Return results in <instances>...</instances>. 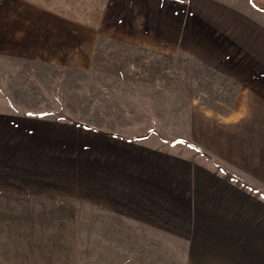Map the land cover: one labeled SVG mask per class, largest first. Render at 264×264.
I'll return each mask as SVG.
<instances>
[{"label": "crops", "instance_id": "crops-1", "mask_svg": "<svg viewBox=\"0 0 264 264\" xmlns=\"http://www.w3.org/2000/svg\"><path fill=\"white\" fill-rule=\"evenodd\" d=\"M102 38L184 52L232 83L212 108L219 125L196 126L203 152L0 108V191L146 224L179 243L182 264H264V18L240 0H0L1 54L25 52L10 40H59L43 54L87 68Z\"/></svg>", "mask_w": 264, "mask_h": 264}, {"label": "rangeland", "instance_id": "rangeland-1", "mask_svg": "<svg viewBox=\"0 0 264 264\" xmlns=\"http://www.w3.org/2000/svg\"><path fill=\"white\" fill-rule=\"evenodd\" d=\"M240 2L264 18V0ZM19 42L23 55L0 52L1 109L64 118L181 153L203 152L196 126L219 125L212 108L227 107L234 91L184 52L164 55L102 38L93 63L76 68L64 55L43 54L63 41L9 44ZM8 262L182 264V257L165 234L83 199L0 191V264Z\"/></svg>", "mask_w": 264, "mask_h": 264}, {"label": "trees", "instance_id": "trees-1", "mask_svg": "<svg viewBox=\"0 0 264 264\" xmlns=\"http://www.w3.org/2000/svg\"><path fill=\"white\" fill-rule=\"evenodd\" d=\"M72 122H74V123H76V124H78V125H81V126H85V127H88V128L94 129V130H97V131H99V132H104V131H101V130H98V129H96V128H93V127H91L90 125H87V124H84V123H79V122H76V121H72Z\"/></svg>", "mask_w": 264, "mask_h": 264}]
</instances>
